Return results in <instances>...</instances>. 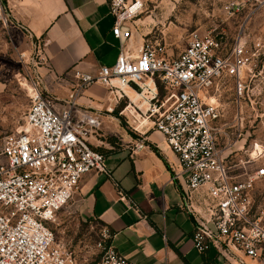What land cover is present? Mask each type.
<instances>
[{
  "label": "built area",
  "instance_id": "1",
  "mask_svg": "<svg viewBox=\"0 0 264 264\" xmlns=\"http://www.w3.org/2000/svg\"><path fill=\"white\" fill-rule=\"evenodd\" d=\"M6 1L0 0V23L13 26ZM219 2L229 17L249 12L233 41L216 30L194 32L185 49L170 57L148 34L137 51L133 48L132 37L142 35L147 0H108L112 34L120 43L115 65L101 67L97 75L76 72L62 100L45 91L40 80L31 81L24 123L5 137L0 152V264H132L111 245L108 229H102L97 260L81 262L57 243L51 228L86 175L111 177L95 144L103 111L80 102L95 84L106 88L116 108L125 103L120 115L133 119L135 134L145 138L158 132L177 156L175 179L185 184L196 251L228 259L240 252L264 261V190L259 191L264 146L250 143L248 131L253 118L264 117V42L249 32L264 0ZM127 91L142 96L146 107L140 109ZM230 91L228 122L221 100ZM105 111L112 114L115 108ZM146 148L140 142L132 152Z\"/></svg>",
  "mask_w": 264,
  "mask_h": 264
},
{
  "label": "crops",
  "instance_id": "2",
  "mask_svg": "<svg viewBox=\"0 0 264 264\" xmlns=\"http://www.w3.org/2000/svg\"><path fill=\"white\" fill-rule=\"evenodd\" d=\"M6 4L13 27L41 42L44 62L38 67V80L55 98L68 96L76 72L97 75L101 67L115 65L120 43L112 34L108 0H7ZM142 36L131 39L135 51ZM110 99L106 88L95 84L80 102L95 110L116 109ZM140 142L147 148L134 155L132 148ZM95 144L103 153L102 140ZM103 154L111 177L86 175L67 208L108 229L111 245L129 262L264 264L240 252L228 259L214 251H196L192 241L196 223L184 207L185 184L182 178L175 179L179 161L161 134L150 132L141 138L134 133L122 148Z\"/></svg>",
  "mask_w": 264,
  "mask_h": 264
},
{
  "label": "rangeland",
  "instance_id": "3",
  "mask_svg": "<svg viewBox=\"0 0 264 264\" xmlns=\"http://www.w3.org/2000/svg\"><path fill=\"white\" fill-rule=\"evenodd\" d=\"M147 1L148 11L139 30L144 37L148 34V38L158 42L170 57L185 49L189 36L194 32L216 30L225 34L228 43H231L249 13L245 11L239 16L229 17L219 0ZM249 32L252 38L264 42V7L256 10L250 20ZM41 50V42L10 24L0 23V152L5 137L16 134L24 123L31 105V81L38 80ZM41 86L45 88L42 83ZM232 94L231 91L224 94L221 100L228 122L233 117ZM124 106L125 103L112 114L103 111L100 139L103 142L101 151L105 154L122 148L125 138L134 134L133 119L120 115ZM248 131L250 143L257 140L264 146V117L253 118L248 124ZM245 149L242 156H247L245 153L249 147ZM262 190L264 187H259V191ZM51 228L57 243L73 252L81 262L97 260V244L102 232L98 221L84 219L73 209L66 208L58 214Z\"/></svg>",
  "mask_w": 264,
  "mask_h": 264
},
{
  "label": "bare ground",
  "instance_id": "4",
  "mask_svg": "<svg viewBox=\"0 0 264 264\" xmlns=\"http://www.w3.org/2000/svg\"><path fill=\"white\" fill-rule=\"evenodd\" d=\"M151 83V82H150ZM152 86V84H150ZM127 93L129 94L131 100L133 102L136 103V105L140 108V109H144L146 107V102L145 101H141L142 96H140L139 94H134L131 91H127ZM135 112V111H134ZM261 146L257 147V152L261 151Z\"/></svg>",
  "mask_w": 264,
  "mask_h": 264
}]
</instances>
